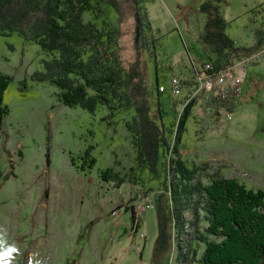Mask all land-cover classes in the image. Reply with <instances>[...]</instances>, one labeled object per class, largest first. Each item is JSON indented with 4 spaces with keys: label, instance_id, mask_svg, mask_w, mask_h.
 <instances>
[{
    "label": "rangeland",
    "instance_id": "374dc122",
    "mask_svg": "<svg viewBox=\"0 0 264 264\" xmlns=\"http://www.w3.org/2000/svg\"><path fill=\"white\" fill-rule=\"evenodd\" d=\"M205 1L144 3L155 39L153 53H144L147 98L151 106L157 102L168 130L183 97L167 92L156 95L155 77L166 87L171 75L187 81L192 77L191 63L197 68L205 60L199 41L205 21L199 7ZM220 8L224 32L233 46L253 45L254 30L264 28V0H220ZM110 16L113 20L109 12ZM82 19L87 21L89 16L83 14ZM120 30V54L127 64L133 58L130 18L122 20ZM52 54L16 33L0 35V73L9 78L1 97L7 114L0 125V264H98V258H87V254L90 247L108 242L109 231L112 264H197L203 243L191 239L187 247L181 234L186 251L182 260L171 227L166 228L168 246H160L156 238L158 214L169 208L163 183L165 154L159 148L152 170L137 167L125 129L134 116L132 108L110 115L102 105L93 112L67 107L59 102L55 87L33 81L31 75L41 71V61ZM235 63L243 82L239 102L224 98L222 111L209 119L197 100L180 136L177 157L195 168L202 184L215 173L247 189L264 191V47L231 64ZM84 152L93 159L90 168ZM105 169L120 182L102 180L100 173ZM143 194H149L151 208L142 212ZM113 208H118V217L126 224L129 212L125 209L138 211L142 249H135L121 229H114L118 217H109ZM184 216L189 218L188 213ZM128 225L139 238V231H132V221ZM197 226L201 232V214ZM118 240L126 249L113 260Z\"/></svg>",
    "mask_w": 264,
    "mask_h": 264
},
{
    "label": "trees",
    "instance_id": "16d2710c",
    "mask_svg": "<svg viewBox=\"0 0 264 264\" xmlns=\"http://www.w3.org/2000/svg\"><path fill=\"white\" fill-rule=\"evenodd\" d=\"M145 2L0 0V35L16 33L42 51L53 53L50 59L41 61V71L34 72L31 79L55 87L57 98L64 106L93 112L96 106L102 105L110 115L133 109L134 116L125 123V129L136 166L152 170L159 148L166 156L163 183L169 208L167 213L158 214L160 246H168L170 232L166 228L171 227L182 260L186 259V251L185 244L180 243L181 234L187 247L191 239L203 243L197 264H264V191L247 189L242 183L215 173L202 184L195 168L186 166L177 157L180 136L194 103L198 100L210 119L223 109L222 101L213 93L191 99L182 106L169 130L161 122L157 102L153 106L148 102L144 53H153L155 39L150 33ZM199 8L205 16L199 35L202 55L215 69L262 51L264 28L254 30L253 45L234 47L224 32L220 0H207ZM109 12L113 20L108 17ZM83 14H87L89 20L84 21ZM126 17L132 23L133 58L124 64L119 37L120 24ZM8 80V76L0 73V125L7 114L1 97ZM158 84L156 76V95ZM83 155L90 168L93 159L87 152ZM100 178L120 182L108 169L100 173ZM184 213H188V219ZM200 214L204 222L201 232L197 226ZM131 217L133 221V211ZM133 225L136 222L133 221Z\"/></svg>",
    "mask_w": 264,
    "mask_h": 264
},
{
    "label": "built area",
    "instance_id": "2783aa9c",
    "mask_svg": "<svg viewBox=\"0 0 264 264\" xmlns=\"http://www.w3.org/2000/svg\"><path fill=\"white\" fill-rule=\"evenodd\" d=\"M237 65L239 63L230 64L221 68L215 69L212 64L204 60L199 67L192 66V77L187 81L179 79L175 76L168 78L167 87L158 84L157 93L167 92L171 97L182 96L183 103L181 107L191 101V97H199L202 94L213 93L219 95L224 101V98L231 97L233 104L239 102L242 91V79L237 73ZM222 111V110H221ZM227 116V115H226ZM167 193V190H166ZM142 212L151 208L149 202V194H143L139 200ZM120 214L118 208H113L109 211L110 217H115ZM126 232L129 234V225L126 227ZM143 234L139 232V238ZM135 249L139 246L135 245Z\"/></svg>",
    "mask_w": 264,
    "mask_h": 264
},
{
    "label": "crops",
    "instance_id": "0c3cea01",
    "mask_svg": "<svg viewBox=\"0 0 264 264\" xmlns=\"http://www.w3.org/2000/svg\"><path fill=\"white\" fill-rule=\"evenodd\" d=\"M241 94H243V89H242ZM125 211H128L129 212V221L128 222L130 223V221H132L131 210L129 208H127V209H125ZM137 212H134L135 217H134V220L133 221L136 222V225H133V221H132V225L135 226V227H133L134 230L132 228V231H139L140 232V224H141V221L139 219V215H138V220H137ZM119 217L117 218V220H115L114 229L115 230H116V228L121 229L122 232H123L124 239L128 240L130 243H132L134 245H138L139 246V249H142L143 244L140 241L143 239V237L141 239L138 238L137 237V234H135L136 232L135 233H132L131 232V229H130L129 233H132V234L131 235L127 234L126 227L128 226L129 223L126 224V222L123 221V220H121V218H119ZM108 235L109 236L107 238V241L109 243L108 242L105 243V245L102 247V244L99 242L96 245L90 247L89 248V251H88V254H87V258H89V257L91 259L98 258V264H112V263H110V231H109ZM119 236H117V238ZM157 237L158 236L156 235V238ZM115 244H116V246H115V248H113V251H112L113 253L111 254L113 260L116 258V256H119L120 255V253L122 252V250H121L122 248H123V250L126 249V248H124L123 245L119 244V240L116 241ZM138 254H139V257H140L141 256L140 250L138 251Z\"/></svg>",
    "mask_w": 264,
    "mask_h": 264
},
{
    "label": "bare ground",
    "instance_id": "6f19581e",
    "mask_svg": "<svg viewBox=\"0 0 264 264\" xmlns=\"http://www.w3.org/2000/svg\"><path fill=\"white\" fill-rule=\"evenodd\" d=\"M195 98V97H194ZM191 99H193V97H191Z\"/></svg>",
    "mask_w": 264,
    "mask_h": 264
}]
</instances>
